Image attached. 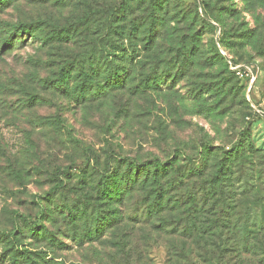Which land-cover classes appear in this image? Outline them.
Listing matches in <instances>:
<instances>
[{"label":"rangeland","instance_id":"1","mask_svg":"<svg viewBox=\"0 0 264 264\" xmlns=\"http://www.w3.org/2000/svg\"><path fill=\"white\" fill-rule=\"evenodd\" d=\"M249 103L264 0H0V264H264Z\"/></svg>","mask_w":264,"mask_h":264},{"label":"trees","instance_id":"2","mask_svg":"<svg viewBox=\"0 0 264 264\" xmlns=\"http://www.w3.org/2000/svg\"><path fill=\"white\" fill-rule=\"evenodd\" d=\"M112 20H113V19L110 18V21H111V22H113ZM30 38H31V37H30ZM8 42H10V41H8V40H2V41H1V43H2L4 46H7ZM233 64H235V63L233 62ZM244 64H251V63H244ZM227 66H228V64H227ZM228 70H229V68H228ZM229 72H230V74H232V75L234 76V74H233L230 70H229ZM115 77H117V76H115ZM234 78H235L237 81H239L241 85H243L242 88H247V85H246L245 82H243V81L237 79L235 76H234ZM80 98H81L82 101H83V100H85L86 97H84V95H81ZM81 99H80V100H81ZM78 100H79V99H78ZM85 101H86V100H85ZM249 105H250V103H249ZM250 109H251V107H250ZM250 111H251V112H250V115H251L252 117L261 118L260 116L254 114L252 110H250ZM250 115H249V116H250ZM241 155L244 156L243 153H242ZM165 170H166V166H158L157 164H155V171H154L152 174H147V175L145 176V178H143L142 183H141L142 186H143V188H144L145 190L148 189V190H152V191H153V190H156V189H159L160 191L163 190L164 188H163L162 185H161V182H162L161 180L166 176V175H164V174L166 173ZM218 170H219V167H218ZM216 173H217V172H216ZM213 178L218 179L219 176L215 175V177H213ZM214 183H215V179L212 180L211 184H214ZM166 184L168 185V188H167L166 190H170V189H171V183L167 182ZM156 196L159 198V194L156 195Z\"/></svg>","mask_w":264,"mask_h":264},{"label":"built area","instance_id":"3","mask_svg":"<svg viewBox=\"0 0 264 264\" xmlns=\"http://www.w3.org/2000/svg\"><path fill=\"white\" fill-rule=\"evenodd\" d=\"M227 64L234 76L246 83L247 91H249L254 86L257 79L256 67L253 64H233L230 61H228ZM250 107L254 114L264 118V103L258 106L250 104Z\"/></svg>","mask_w":264,"mask_h":264}]
</instances>
